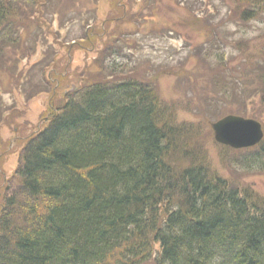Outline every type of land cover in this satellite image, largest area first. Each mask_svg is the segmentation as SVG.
Segmentation results:
<instances>
[{
  "label": "trees",
  "instance_id": "trees-1",
  "mask_svg": "<svg viewBox=\"0 0 264 264\" xmlns=\"http://www.w3.org/2000/svg\"><path fill=\"white\" fill-rule=\"evenodd\" d=\"M87 1L0 0V126L23 115L16 97L29 103L57 79L79 78L22 141L19 187L1 207L0 264H264V200L193 155L184 141L197 128L178 122L177 105L157 92L171 67L212 121L247 108L264 118V0H143L138 12L110 0L121 16L102 25ZM64 2L75 8L57 35ZM113 19L127 30L116 42L103 30ZM77 22L81 34L70 40L65 27ZM179 32L187 56L173 59L184 52L175 49L169 67L139 71L152 60L137 44ZM82 49L95 56L81 77L71 60ZM234 154L236 165L264 174V139Z\"/></svg>",
  "mask_w": 264,
  "mask_h": 264
},
{
  "label": "rangeland",
  "instance_id": "rangeland-1",
  "mask_svg": "<svg viewBox=\"0 0 264 264\" xmlns=\"http://www.w3.org/2000/svg\"><path fill=\"white\" fill-rule=\"evenodd\" d=\"M83 0H79L81 2ZM87 1V0H86ZM194 1V0H191ZM88 2V1H87ZM90 5L88 6L89 10H92L94 6L98 7L97 15L99 19V24L102 25L103 21L108 20V16L113 14H116L117 10H113L110 5V0H102V2H97V0H89ZM143 2V0H125L124 3H126L127 9L131 6H135L134 11L138 12L141 10L139 8L138 3ZM65 3H58L57 7L60 5V15L55 19V23L53 26V30L58 35V29L60 28V21L61 19L65 20L70 17L73 9L75 6H70ZM97 3V4H96ZM129 3L131 6H129ZM164 5V4H163ZM186 5V4H185ZM69 6V7H68ZM93 7V8H92ZM81 6H79L80 10ZM134 12V13H135ZM144 15L145 12L143 11ZM187 13V10H184V14ZM160 16V14H157ZM117 17H120L118 13L115 15ZM183 20V17H181ZM154 20H156L154 18ZM159 20V19H158ZM157 20V21H158ZM157 26L156 21L153 22ZM152 23V24H153ZM79 22H77V26L73 23H70V25H67L65 28L68 29L70 35V38H68L69 33L65 31V28L61 29V35L62 38L60 39V51L64 52L66 49V46H63V40L65 38L73 39L75 35H80L81 31H79ZM187 27V26H184ZM106 33L111 35L112 42H116L113 40V38L118 39L121 38V35L119 32H126V28H122L116 25V22L114 19L108 23L107 25H104V29ZM185 32V31H184ZM181 32L178 33L177 36H175L176 41H165L164 39L158 38L153 40L147 41L146 43H140L137 44V47L142 50L144 48L148 49V55L150 57L151 63L145 66H140L139 71L141 70H147L153 69L156 70H162L164 69L163 76H160L158 79L157 84V92H159L160 97L169 104H176L175 111L173 112L174 118L178 122L182 123H191L194 127L197 128V132L195 135H191L194 137L193 140H190V137L185 138L184 143H186L188 146H191L193 148V155L194 153H197V157H204L205 159V166L209 167V169L218 176L225 177L228 179L229 183L237 187L241 192L247 191L249 195H253L256 197H259L264 200V174L258 173V171H255L253 169L246 170L243 169L241 166L239 167L234 163L235 159L240 158V155L234 154V151L231 149H226L220 144L216 143L214 140V134L212 133L211 125L215 123L216 121H213L208 118L209 113L207 112V108L203 106V108H200V105L196 100H194L189 93V95L186 93V89L188 88L185 81H178L176 76H172L170 72L167 71V69L170 70V68H162L158 69L156 67L162 66V67H169V63L166 62V57L172 53L175 49H184L185 46L188 44L187 40L181 39ZM191 33V32H190ZM74 34V35H73ZM107 34V35H108ZM182 34V33H181ZM176 35V34H174ZM180 35V36H179ZM127 39L133 43V39H131V36L127 34ZM137 38H141V35H138ZM52 41V39H50ZM67 41V40H66ZM197 41V39H195ZM193 46H196L191 41ZM190 42V43H191ZM198 42V41H197ZM63 44V45H62ZM153 47V49H151ZM90 50V49H89ZM166 50V51H165ZM143 51V50H142ZM152 52H154L152 56ZM189 49H184V52L180 53H173L172 57L173 59H181L185 56H187L189 53ZM94 53L89 52L86 49L77 50L75 54L72 56L71 60V71H76L79 73V75L82 77L85 68L88 65V63L91 62V59L94 57ZM137 57V56H136ZM39 59V58H38ZM149 59V58H148ZM154 60V61H153ZM36 60H34L35 62ZM141 63H144L145 60H140ZM154 65V66H153ZM154 67V68H153ZM174 71V70H173ZM168 72V73H167ZM170 74V75H167ZM86 75V74H85ZM79 82V78L71 74L70 82L63 81L60 83L57 79V88L51 92L50 95H40L36 97L33 100H30L29 103H26L25 99L23 97H16V109H18L21 114L23 115L16 119V123L14 122V125L11 127H7L6 124L0 126V214L2 212V205L4 204V199L6 196L14 193L15 190L19 187V180L16 175V171L19 168V159H20V149L22 141H24L27 137H29L32 133L35 132V130L38 128L39 124L41 123V119L44 117H49L52 110H56L58 106H60L63 103V96H65V90H72L73 87L77 85ZM154 82V81H153ZM155 86V82H154ZM217 88V87H216ZM68 92V91H67ZM5 104H8V102H11V98H4ZM179 107H182V110L179 109ZM236 110V109H233ZM248 113L247 115H243L247 118L250 116V108L246 109ZM237 115V114H236ZM240 115V114H238ZM249 116V117H248ZM251 118V117H250ZM262 123L263 131H264V118L255 119ZM16 133H14V131ZM200 130V132H199ZM16 139H19L16 141ZM196 150V151H195ZM223 153L226 155V157H222ZM196 156V155H195ZM189 161L188 158L183 159L181 162L186 164ZM145 264H155V260H151L146 262Z\"/></svg>",
  "mask_w": 264,
  "mask_h": 264
},
{
  "label": "water",
  "instance_id": "water-1",
  "mask_svg": "<svg viewBox=\"0 0 264 264\" xmlns=\"http://www.w3.org/2000/svg\"><path fill=\"white\" fill-rule=\"evenodd\" d=\"M215 142L234 150L248 149L261 143L262 125L256 120L227 115L211 125Z\"/></svg>",
  "mask_w": 264,
  "mask_h": 264
}]
</instances>
